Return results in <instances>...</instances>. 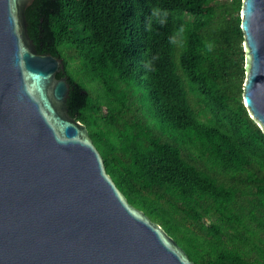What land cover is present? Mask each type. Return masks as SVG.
<instances>
[{
    "label": "trees",
    "instance_id": "16d2710c",
    "mask_svg": "<svg viewBox=\"0 0 264 264\" xmlns=\"http://www.w3.org/2000/svg\"><path fill=\"white\" fill-rule=\"evenodd\" d=\"M242 0H33L27 31L62 59L128 202L195 264H264V131L243 102Z\"/></svg>",
    "mask_w": 264,
    "mask_h": 264
},
{
    "label": "water",
    "instance_id": "95a60500",
    "mask_svg": "<svg viewBox=\"0 0 264 264\" xmlns=\"http://www.w3.org/2000/svg\"><path fill=\"white\" fill-rule=\"evenodd\" d=\"M33 0H0V264H195L130 204L85 124L62 59L37 52ZM243 102L264 131V0H242Z\"/></svg>",
    "mask_w": 264,
    "mask_h": 264
}]
</instances>
